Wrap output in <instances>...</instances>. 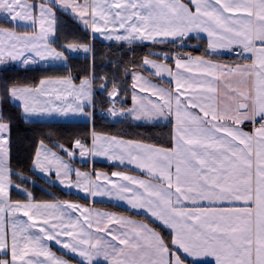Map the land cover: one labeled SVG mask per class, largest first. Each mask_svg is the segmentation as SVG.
Wrapping results in <instances>:
<instances>
[{
    "label": "snow or ice",
    "instance_id": "snow-or-ice-1",
    "mask_svg": "<svg viewBox=\"0 0 264 264\" xmlns=\"http://www.w3.org/2000/svg\"><path fill=\"white\" fill-rule=\"evenodd\" d=\"M58 13L122 47L147 42L176 49L150 51L124 66L132 107L115 79L109 91L107 78L99 77L110 116L153 127L174 120L171 142L125 139L93 127L88 138L69 144L49 133L36 143L31 173L67 189L65 195L127 205L129 215L55 197L37 201L27 187L31 177L12 167L13 116L5 105L21 109L25 123L91 119L98 78L93 71L78 85L68 75L0 86V264H73L75 257L76 264H264V0H0V21L8 25L0 26V64L63 66L65 50L91 52L94 62L87 42L65 38L54 46ZM200 33L207 36L205 51H183ZM225 54L247 62L225 64ZM245 122L251 131L241 127ZM77 157H104L127 171H81L73 167ZM53 244L64 251L57 254Z\"/></svg>",
    "mask_w": 264,
    "mask_h": 264
},
{
    "label": "trees",
    "instance_id": "trees-1",
    "mask_svg": "<svg viewBox=\"0 0 264 264\" xmlns=\"http://www.w3.org/2000/svg\"><path fill=\"white\" fill-rule=\"evenodd\" d=\"M58 15H60L58 13ZM61 33L59 35L58 44L54 45L62 47L65 38L74 41L87 42L95 52V61L93 62L92 53L78 55L77 53L65 50L68 57L66 66H47L38 65L28 68L8 67L0 69V86L4 84L16 83L21 86L38 85L41 79L58 78L71 75L76 82L83 79L85 76L92 75L95 72L97 83L95 84L94 97L95 108L93 110L92 122H37L32 121L25 123L21 117V109L15 108L9 104L5 105L6 111L13 116V131L11 143V163L15 170L23 171L24 175L31 177L35 182L28 183L27 187L33 192L36 200H49L55 198H74L71 195H65L58 187H53L50 184L42 181L36 175H33L29 170L30 158L36 147V143L40 138H48L51 133L53 140L59 139L63 143H71L74 137L88 138V134L94 127L98 132L111 133L121 135L128 138L145 140L152 143H159L167 146L171 141L169 139L170 130L168 126L153 127L151 125L133 124L129 119L117 117L113 121L106 120L100 113L101 110H107L111 105L108 103L109 97L106 93L99 94L100 76H105L109 81L111 91V82L113 79L121 86L126 93L124 104H129L130 96V77L125 78L124 66L130 65V62L135 60L140 62L141 59L148 55L150 51H159L160 48H165L173 53L175 48L169 49L166 45L139 44L133 48L121 46L119 43H103L96 39H91L88 31L83 28L70 17L60 15L59 21ZM1 25H7L0 21ZM186 47L183 51L190 52L193 55L202 54L206 47L205 40L190 37L186 40ZM132 53V54H129ZM94 63V66H93ZM120 99L119 97L117 98ZM116 106L120 107L117 103ZM19 179L17 178V181ZM12 198L23 199L24 197L12 191Z\"/></svg>",
    "mask_w": 264,
    "mask_h": 264
},
{
    "label": "crops",
    "instance_id": "crops-1",
    "mask_svg": "<svg viewBox=\"0 0 264 264\" xmlns=\"http://www.w3.org/2000/svg\"><path fill=\"white\" fill-rule=\"evenodd\" d=\"M1 26H8V25H1ZM80 26L82 27V25H80ZM88 32L90 34L91 39H96V40L101 41L103 43H116L115 41H107V40H105L102 36H100L99 33L92 34L90 31H88ZM200 36H201L202 40H205L207 42L206 34L200 33ZM190 37L195 38V34H192ZM145 44H150V43L146 42ZM220 59L225 64L246 63L247 62V61L241 60V59H239L237 57H232V56H230V54H225ZM173 67H174V62H173ZM144 75H147V73H144ZM149 79L153 80L154 83L160 84L162 87H168L169 86L168 84L162 83L160 78L149 77ZM169 79H170V77H168L167 75L164 76V80H169ZM79 82L80 81H78V82L75 81V83L77 85L79 84ZM130 82L132 84L131 78H130ZM95 90L96 89L94 88V91ZM97 90H100V87ZM132 91L133 90H132L131 85H130L129 104L126 107H132L133 106V102H132V99H131ZM141 95H145V94L141 93ZM123 102H124V99H123ZM116 108L119 109L118 106H116ZM120 118H124V117H120ZM46 119H48V120H46ZM129 120L133 124L144 125L142 122L132 121L131 119H129ZM32 121H37V122H42V121L43 122H45V121H52V122H89V123H91L92 122V118L91 119H85L82 116H77V117H73V118H62V117L52 116V117H47V118H44V119L33 118ZM173 125H174V120L171 122V124L167 125L169 127L170 133L173 131ZM241 127H244L245 130H247V131H251L252 130L251 124L248 123V122H245V125H242ZM101 133H105V132H101ZM105 134L115 135V136L123 137L125 139H134V138H128V137H124V136L116 135V134H111V133H105ZM143 141H145V140H143ZM146 142H149V141H146ZM149 143H152V142H149ZM73 167L77 168V169H80L81 171H87V172H91V171H93V169H95L96 171H98L100 173H106L109 176H111V173H113V172L127 171V169L124 166H118L117 164H115L113 162H109L104 157L89 158L85 162H81L80 158L77 157V160L75 162H73ZM36 176L38 178H40L42 181H44V182L46 181V178H44L42 176V174L37 172ZM111 179L112 180H118V178L114 177V176H112ZM46 183L50 184V182H46ZM58 188L63 193H66L68 191L67 189H63L62 187H58ZM71 196H73L74 198H57V199L68 200V201H71V202L79 203L81 205H87L89 208H94L95 210L101 211V212H113V213H117V214L125 215V216L129 215V212L125 211V208H127V205L121 204L120 206H115L116 202L112 201V200H109L108 197L98 196V197L95 198V203H93L92 198L85 199L84 198V193H82V192H79V193H75L74 192V194H71ZM13 199H15V200H23V199H16V198H13ZM49 200H51V199H49ZM49 200H37V201H49ZM53 251H56L57 254H61L64 250L60 249L59 246H56V245L53 244ZM70 255L71 254H69V256ZM78 260H79V257H75L74 260H73V264H76V261H78Z\"/></svg>",
    "mask_w": 264,
    "mask_h": 264
},
{
    "label": "rangeland",
    "instance_id": "rangeland-1",
    "mask_svg": "<svg viewBox=\"0 0 264 264\" xmlns=\"http://www.w3.org/2000/svg\"><path fill=\"white\" fill-rule=\"evenodd\" d=\"M81 52H82V51H81ZM74 53H76V52H74ZM82 53H83L82 55L87 54V53H84V52H82ZM89 54H90V53H89ZM65 55L67 56L66 53H65ZM67 63H68V59H67V61L65 62V64H64L63 66H66ZM38 65L62 66V65L60 64V62H55L54 64H52V63L47 62V61H41V62H39L38 64H36V65H34V66H38ZM8 67L28 68V67H33V66L21 67V66L19 65V62H17V61H10V60H5V62H4L3 64H0V69L8 68ZM58 78H60V77H58ZM45 79H46V78H45ZM38 84H39V83H38ZM23 86H24V85H23ZM21 112H22V110H21ZM46 120H48V119H46ZM53 120H54V119H53ZM31 181H34V180L31 179ZM19 182H20V181H19Z\"/></svg>",
    "mask_w": 264,
    "mask_h": 264
},
{
    "label": "built area",
    "instance_id": "built-area-1",
    "mask_svg": "<svg viewBox=\"0 0 264 264\" xmlns=\"http://www.w3.org/2000/svg\"><path fill=\"white\" fill-rule=\"evenodd\" d=\"M102 114L104 115V117L106 118V119H111V117L112 116H110L109 114H108V112H102Z\"/></svg>",
    "mask_w": 264,
    "mask_h": 264
}]
</instances>
